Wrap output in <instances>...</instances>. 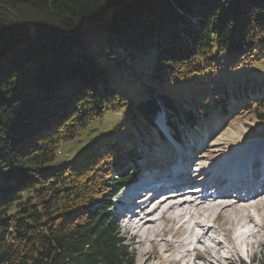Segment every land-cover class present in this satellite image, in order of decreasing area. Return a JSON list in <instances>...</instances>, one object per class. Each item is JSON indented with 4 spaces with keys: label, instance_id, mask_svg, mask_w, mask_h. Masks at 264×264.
Returning a JSON list of instances; mask_svg holds the SVG:
<instances>
[{
    "label": "trees",
    "instance_id": "trees-1",
    "mask_svg": "<svg viewBox=\"0 0 264 264\" xmlns=\"http://www.w3.org/2000/svg\"><path fill=\"white\" fill-rule=\"evenodd\" d=\"M125 107L118 134L55 163ZM245 110L264 122V0H0V264H135L112 200L168 143L158 113L183 141Z\"/></svg>",
    "mask_w": 264,
    "mask_h": 264
},
{
    "label": "bare ground",
    "instance_id": "bare-ground-1",
    "mask_svg": "<svg viewBox=\"0 0 264 264\" xmlns=\"http://www.w3.org/2000/svg\"><path fill=\"white\" fill-rule=\"evenodd\" d=\"M217 155H214V157ZM204 158L198 164H201L203 167L201 173L195 175L191 170L186 175H181L177 178L170 185L173 188L172 192L169 193L171 196L163 195L168 197L163 202L156 204L150 212L148 211V214H146V210L149 206L146 201L141 202V205L131 203L127 207L128 209L132 208L136 210L131 213V218L128 221L130 230L134 232L133 235L142 239L143 243L148 241L155 249L163 246V254H170L177 251L180 257L174 260V264H200L199 261L202 260H205V263L208 264H216L218 262L222 263L224 259H228L234 254L232 250H229L227 257L222 256L221 252L224 248L219 244H215L216 249L214 252L217 257L211 254L213 249L205 245V242L215 241L210 236L214 233L215 226L208 229L204 227L202 222L195 220L196 216L202 212L207 211L210 214H216L215 224L223 216L226 217V224L230 225L229 231L231 232L243 228L249 229L252 225L259 227L258 231L264 229V225L258 224L255 218L256 216H260V214L264 216V191L260 195L252 193L247 201H243L240 197L233 195L231 186L233 182H227L225 177H220L222 182L221 188L214 198L209 196V191L212 189L217 178L212 175V171L216 170L219 166H223L224 169L227 168L228 170H240L248 161H252L253 159L261 160L263 166L253 173V182L248 187L251 190L257 185L264 188V179L259 180L260 176H264V142L239 147L230 157L223 158L225 163L222 160L219 163H215L212 168L205 167L206 163L213 162L214 158ZM185 162L187 163V161ZM181 165L184 166V163ZM244 175L245 173H240L236 182L244 184ZM172 176L170 173L165 177L157 174L141 182L140 186L146 187L151 185L152 183L148 182L150 178L158 179L160 182L168 184V179ZM202 178H205L204 182L208 183V187L199 194L194 193L192 196H189V191L197 192L196 190H199L203 186L204 182L202 185L191 188ZM222 185H225V187ZM185 187L189 189H185ZM163 190L164 187L151 191L156 193L154 196L155 200L159 199L158 195ZM163 192L167 194L166 190ZM169 237L177 239L176 243L168 239ZM255 237V232L248 234L246 232L239 233L236 239L231 241L233 242V249L240 252L241 248L239 249V247H241V244H250L251 246L253 242H249L248 240ZM201 245L203 249L200 247ZM149 254L162 260V256L158 251Z\"/></svg>",
    "mask_w": 264,
    "mask_h": 264
},
{
    "label": "rangeland",
    "instance_id": "rangeland-1",
    "mask_svg": "<svg viewBox=\"0 0 264 264\" xmlns=\"http://www.w3.org/2000/svg\"><path fill=\"white\" fill-rule=\"evenodd\" d=\"M145 61L148 62L149 58H146ZM232 104L234 107L236 106L235 102H232ZM130 110L131 107H125L118 111L107 110L102 117L94 119L88 127L80 133V136L73 141L64 142L60 145L59 150L62 153L56 156L55 163L60 164L62 167L72 164L89 145L108 135L118 134V130L126 123ZM228 110L231 111L232 109L228 108ZM160 114H162V112ZM156 121L161 126L160 129L157 127L158 130L165 129V131H167L160 119H156ZM250 139L256 140H254V142L249 141ZM210 140H213V142H210ZM239 142H242V144H245L246 146L264 142V122H259L252 111L245 110L237 112L232 114L226 122L216 120L212 123H207L204 128L202 126L196 131H188L187 135L185 134L183 145L180 146L175 144V148H173V145L166 146L163 142H160L158 145L155 144V148L150 144H144L142 146V155L146 158L143 156L139 160V167L136 169L138 170V179L140 181L144 180L151 175L153 171L159 170L163 172L162 170H164L165 166L169 171L171 169L168 167L169 163H173V166L177 164L178 154H182L184 157L191 159L189 166L192 167V171L196 165L202 168L201 164H198L203 161L204 157V159L214 158L213 162L206 163L205 168L214 167L215 163H217L221 157H230L228 155H231L234 152L232 150L233 146ZM216 154L218 155L214 157ZM136 167L137 166H134L133 170ZM193 172L195 173V171ZM195 186L198 185H194L193 187ZM156 201L157 200H154L151 204H147L148 206H151ZM148 209L146 210V214H148V211L150 212L152 210H150V208ZM134 211L136 210L133 209V212ZM113 213L117 214V209H114ZM255 218L257 219L258 224L264 225L263 215L260 214V216H256ZM126 225H128V222L127 224H120V229L121 233L125 235L128 240L133 241L130 250L133 251L135 255V264H174V260L178 257L177 251L170 254H163V246H159L155 249L148 241L143 243L142 239L133 235L134 233H132L130 228L128 227V229ZM229 228L230 225L226 224V217L223 216L215 224L214 233L210 235L211 237L219 236L220 238L225 239L226 244L223 245L224 249L227 251L232 250L234 252V254L228 259H224L222 263L218 262L216 264H261L259 261H264V229L258 231L259 227H254L252 225L251 228L246 229L244 232L237 230L238 235L239 233L245 232L247 234L250 232L256 233L255 238L248 240L249 242H253L252 245L241 244V247H239L241 250L238 252L233 249V242H231L233 239H236L233 238V234L236 231L231 232L229 231ZM238 235H236V237ZM173 240L176 241L177 239ZM173 240L171 241L173 242ZM208 244L213 249L211 254L214 257H217L214 252L216 249L215 244L217 243H215V241H209ZM200 247L203 249L202 245ZM156 251L162 256V260L149 254ZM221 253L227 257L226 253ZM199 263L208 264L205 263V260L199 261Z\"/></svg>",
    "mask_w": 264,
    "mask_h": 264
}]
</instances>
